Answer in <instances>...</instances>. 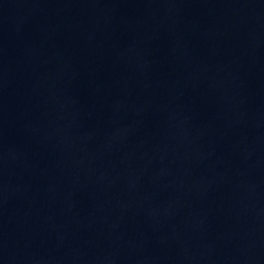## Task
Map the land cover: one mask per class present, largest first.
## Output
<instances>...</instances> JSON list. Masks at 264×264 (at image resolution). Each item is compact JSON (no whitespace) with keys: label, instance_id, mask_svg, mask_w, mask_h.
Here are the masks:
<instances>
[{"label":"water","instance_id":"water-1","mask_svg":"<svg viewBox=\"0 0 264 264\" xmlns=\"http://www.w3.org/2000/svg\"><path fill=\"white\" fill-rule=\"evenodd\" d=\"M0 264H264V0H0Z\"/></svg>","mask_w":264,"mask_h":264}]
</instances>
